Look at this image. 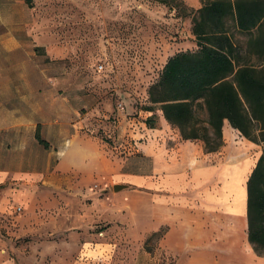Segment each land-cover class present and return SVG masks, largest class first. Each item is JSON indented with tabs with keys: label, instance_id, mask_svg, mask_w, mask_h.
I'll use <instances>...</instances> for the list:
<instances>
[{
	"label": "crops",
	"instance_id": "1",
	"mask_svg": "<svg viewBox=\"0 0 264 264\" xmlns=\"http://www.w3.org/2000/svg\"><path fill=\"white\" fill-rule=\"evenodd\" d=\"M25 2L0 0V142L19 148L17 160L0 158V182L12 172L26 184L49 182L56 191L78 190L92 198L90 208L97 209L92 221L105 226L98 232L104 240L84 242L73 264H264V254L250 242L248 219V180L261 144L240 136L225 120L222 147L208 152L201 140L182 139L160 109L154 115L146 110L158 125L147 130V139L133 152L120 154L95 137L84 138L60 119L58 96L49 86L44 91L49 81L23 74ZM117 115L118 138H137L129 113ZM30 146L40 151L57 147L60 154L39 160ZM74 155H82L81 161ZM116 184L127 186L115 190ZM28 196L20 191L15 198L26 202ZM66 212L70 226L74 209ZM160 229L167 249V262L161 263V254L143 247L144 239ZM123 241L136 249L97 255L85 251L86 244L95 249Z\"/></svg>",
	"mask_w": 264,
	"mask_h": 264
},
{
	"label": "rangeland",
	"instance_id": "2",
	"mask_svg": "<svg viewBox=\"0 0 264 264\" xmlns=\"http://www.w3.org/2000/svg\"><path fill=\"white\" fill-rule=\"evenodd\" d=\"M180 1L185 6L160 0L26 1L23 74L49 81L44 91L49 86L58 96L60 119L84 138L95 137L111 149L119 142L118 103L140 122H156L146 111L150 84L175 53L197 49L193 13H182L195 12L198 0ZM28 151L39 160L60 154L52 146L41 151L30 146ZM18 156L19 148L0 142L1 159L14 161ZM76 156L81 161L82 155ZM20 191L28 193L26 202L15 198ZM91 199L78 190L56 191L49 182L26 184L11 172L0 182V264H73L84 242L104 240L98 232L105 226L92 221L97 209L91 210ZM71 207L75 218L66 226V209ZM164 235L160 229L143 243L161 254L160 263L167 262ZM85 247L88 255L136 249L125 241Z\"/></svg>",
	"mask_w": 264,
	"mask_h": 264
},
{
	"label": "trees",
	"instance_id": "3",
	"mask_svg": "<svg viewBox=\"0 0 264 264\" xmlns=\"http://www.w3.org/2000/svg\"><path fill=\"white\" fill-rule=\"evenodd\" d=\"M201 2L195 12L182 13H193L197 49L167 60L148 88L147 110L160 109L182 139L201 140L208 152L222 147L225 120L262 145L248 180V219L250 242L264 254V0ZM146 123L153 127L151 118Z\"/></svg>",
	"mask_w": 264,
	"mask_h": 264
},
{
	"label": "built area",
	"instance_id": "4",
	"mask_svg": "<svg viewBox=\"0 0 264 264\" xmlns=\"http://www.w3.org/2000/svg\"><path fill=\"white\" fill-rule=\"evenodd\" d=\"M102 68H103V65L100 64L98 66V69H102ZM124 109L125 107L123 106V104L121 102L118 103V111L123 112ZM128 121L130 123H133V126L135 125L137 126L138 128L137 130L140 135L137 138H135L127 134V135H124V137L122 136L118 138L119 142L116 146H114V149L117 153H120V154H127V153L135 151L137 149V144L147 139L148 137L147 130L151 129L150 126L147 125L146 121L140 122L135 116L128 115Z\"/></svg>",
	"mask_w": 264,
	"mask_h": 264
},
{
	"label": "water",
	"instance_id": "5",
	"mask_svg": "<svg viewBox=\"0 0 264 264\" xmlns=\"http://www.w3.org/2000/svg\"><path fill=\"white\" fill-rule=\"evenodd\" d=\"M127 185H124V184H116L115 186H114V189L115 190H120V189H122V188H124V187H126Z\"/></svg>",
	"mask_w": 264,
	"mask_h": 264
}]
</instances>
